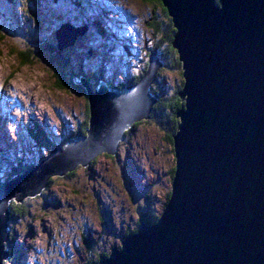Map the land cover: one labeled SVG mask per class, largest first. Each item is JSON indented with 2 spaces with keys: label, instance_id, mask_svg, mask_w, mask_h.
Instances as JSON below:
<instances>
[{
  "label": "water",
  "instance_id": "water-1",
  "mask_svg": "<svg viewBox=\"0 0 264 264\" xmlns=\"http://www.w3.org/2000/svg\"><path fill=\"white\" fill-rule=\"evenodd\" d=\"M160 1L183 79L170 196L155 223L140 222L98 264H264V0ZM86 29L61 23L58 49ZM156 56L121 88L75 82L86 95L85 134L0 183V264L9 257L11 200L40 194L52 176L87 166L101 152L114 155L125 132L150 117L158 100L150 88L162 66Z\"/></svg>",
  "mask_w": 264,
  "mask_h": 264
},
{
  "label": "rangeland",
  "instance_id": "rangeland-1",
  "mask_svg": "<svg viewBox=\"0 0 264 264\" xmlns=\"http://www.w3.org/2000/svg\"><path fill=\"white\" fill-rule=\"evenodd\" d=\"M75 1L82 13L69 8L71 0H0V183L18 165L38 164L47 155L32 131L65 146L81 127L85 91L70 85L71 77L77 83L81 73L94 86L101 73L109 87L121 88L142 73L159 41L150 27L152 20L165 19L156 1ZM96 18L101 36L88 30L72 46H53L65 20L83 27L81 21ZM60 77L69 86L58 85ZM179 82L176 73L162 71L153 95L171 94ZM145 121L126 131L114 155L101 152L92 164L78 165L72 177L52 176L49 187L26 198L28 214L7 223L9 257L3 264H94L98 255L121 248L142 214L162 213L173 149L164 132Z\"/></svg>",
  "mask_w": 264,
  "mask_h": 264
},
{
  "label": "trees",
  "instance_id": "trees-1",
  "mask_svg": "<svg viewBox=\"0 0 264 264\" xmlns=\"http://www.w3.org/2000/svg\"><path fill=\"white\" fill-rule=\"evenodd\" d=\"M65 1H67L66 3L69 2V0H65ZM145 1H156L157 4L159 5L160 9L162 10V14H163L162 17L165 18L162 20H160V19H155V21L152 20L151 25H150L152 33L155 34L156 36H159V39H158L159 41L156 44H154V46H152L151 52H155L157 54L156 49H159L162 53L159 59L162 61L163 67L160 69L158 76H160V72L164 71V72L176 73L180 78L179 84L175 87L174 91H172L171 94H168V93L165 94L164 93V95L163 94L158 95V100L152 109L153 115L150 118L152 120V122L154 123L155 127H157L158 129L160 128L164 132L166 140L172 146V136L176 132L177 125H178V119L176 118V113L183 105V101L178 96V92L182 88V84H183V79L181 77V63L178 60L176 50L172 47V40H173L175 30H174V27L172 25L171 18L168 16L167 11L162 6L160 0H145ZM5 2H7V4H10V3H12V0H5ZM76 5L78 7H75ZM69 6H70L69 8L72 9V11H74V13H82L83 12V9L80 7L81 4L79 3V1H75V0L72 1L71 0ZM98 23H99V20H96V22L93 21V22H88V23L81 21L79 26L83 25L90 32L95 33L97 36L98 35L101 36L102 35L101 30L103 29L102 28L103 25H99ZM55 44L56 43L53 42V46H55ZM50 53L53 55L56 54L55 47H52L50 49ZM62 57H63V54L61 55L60 58H62ZM22 58L24 60H26L27 55L25 54L24 56H22ZM146 67H147V63L145 64L142 73L144 72ZM99 74H100L99 75L100 77L96 78L97 82H98V79H99V81H100V79L103 80L101 73H99ZM140 75L135 77L134 82L138 81ZM78 77H79V79H81V78L86 79L85 76L82 75L81 73L78 75ZM72 81L69 82L70 85H72L78 91L83 93V90L79 86H77V84L75 83L76 81H74V79ZM86 81H87V79H86ZM69 83H67L61 77L58 79V85H60L62 87L69 86ZM96 86H97V83L94 86H91V88L95 89ZM155 88H156V85L152 84V86L150 88L151 89L150 92L152 91L151 92L152 94H154ZM84 98L86 99L85 95H84ZM88 118H89V112H88V107L86 105L85 119L83 121V124H81V127H78V129L75 130V135H72L71 137L74 138L77 134H84L85 133V130L88 126ZM150 119L146 120L145 122L147 124H149ZM137 126H138V124H134L133 129ZM31 134H32L33 138L35 139V141L37 142L38 145L44 146L43 148L46 149L47 154L49 153V151L53 147H56V145L49 143V140L46 138V136H44V134H42L41 131L34 130V131H32ZM71 137L66 138V140L64 141V144H66V142L69 139H71ZM62 147H64V146H62ZM92 163H93V161H92ZM27 166L28 165H18L16 168H13L10 175H8L9 177L5 178L4 181L9 180L14 175H18L24 169H26ZM173 172H174V168L171 170V176H173ZM72 176H73V172L67 173L66 175H64V177H72ZM50 184H51V180L49 179L48 185L46 186V188L49 187ZM169 196H170V191H168L166 193V199L167 200H168ZM26 202H27L26 199H24L21 203H17L14 200H11L9 202V204H8L9 212H10L9 213L10 217L8 220L9 222L10 221L14 222L18 219H22L28 214L29 209H28V205L26 204ZM158 217H159L158 215H152L151 213H147L146 215L142 214L140 216L139 222L152 224V223L156 222ZM136 230L137 229H134L132 231H128L125 236L135 233ZM5 247H6V245H5ZM101 258H105V255H103V254L98 255V258L94 262V264H98L100 262L99 260H101Z\"/></svg>",
  "mask_w": 264,
  "mask_h": 264
},
{
  "label": "bare ground",
  "instance_id": "bare-ground-1",
  "mask_svg": "<svg viewBox=\"0 0 264 264\" xmlns=\"http://www.w3.org/2000/svg\"><path fill=\"white\" fill-rule=\"evenodd\" d=\"M91 15V14H90ZM99 18H96L94 21H96V20H98ZM151 53V52H150ZM157 55V54H156ZM177 56H178V54H177ZM156 57H158V60H159V62L162 64V66L159 68V70H158V72H157V75H156V78H155V80H154V82H153V84L155 83V81L157 80V77H158V73H159V71H160V69L163 67V63H162V61L159 59V56L157 55ZM178 60H179V58H178ZM180 63H181V61H180ZM181 77H182V63H181ZM10 237V236H9ZM9 256V255H8ZM4 262V261H3ZM3 262H2V264H3Z\"/></svg>",
  "mask_w": 264,
  "mask_h": 264
}]
</instances>
